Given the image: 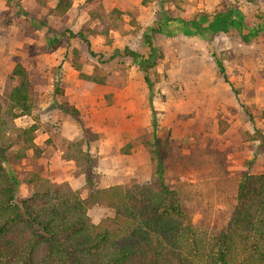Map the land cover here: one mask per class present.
<instances>
[{"label":"rangeland","instance_id":"obj_1","mask_svg":"<svg viewBox=\"0 0 264 264\" xmlns=\"http://www.w3.org/2000/svg\"><path fill=\"white\" fill-rule=\"evenodd\" d=\"M70 1L75 5L59 14L53 11L57 0H0V102L6 106L7 93L17 83L11 71L20 63L40 115L28 159L4 164L8 171L21 180L41 168L50 183L68 184L84 197L89 178L93 188L149 179L152 167L143 142L155 134L166 151L164 181L177 192L194 227L226 226L239 174L264 173V31L243 41L232 27L208 40L194 30L183 33L182 25L170 19L192 20L231 7L245 17L246 27L256 28L264 0ZM155 27L162 28L160 33L152 32ZM145 35L158 51L150 60L162 54L148 77L124 54L127 47L147 58ZM115 50L119 53L111 58ZM74 60L81 73L110 76V83L83 80ZM217 63L229 83L218 74ZM63 104L78 110L81 124L61 110ZM26 123L31 121H15L21 127ZM81 139L92 164L82 175L74 161L65 159L77 149L70 144ZM128 144L126 155L121 149ZM38 183L19 184L18 198ZM89 215L98 223L113 213L95 206Z\"/></svg>","mask_w":264,"mask_h":264},{"label":"trees","instance_id":"obj_2","mask_svg":"<svg viewBox=\"0 0 264 264\" xmlns=\"http://www.w3.org/2000/svg\"><path fill=\"white\" fill-rule=\"evenodd\" d=\"M150 1L163 5L168 2L143 0L141 4ZM71 5L70 0H57L53 11L64 14ZM113 13L116 18L120 15L116 9ZM256 17L261 23L251 29L246 27L245 17L231 7L211 15L200 13L192 20L172 17L170 21L180 23L183 33L194 30L208 40L215 34H227L233 27L243 41H248L250 36L264 31V12ZM100 29L103 27L96 32ZM161 30L152 28L153 33ZM78 35L87 42L81 33ZM144 39L149 50L147 58L127 47L124 54L148 77V70L161 63L162 54L159 52L151 61L158 51L154 39L148 35ZM73 53L76 56L79 50ZM117 53L115 50L111 58ZM71 64L85 81L101 86L110 83V76L86 75L81 73L82 65L76 60ZM217 66L218 74L229 83L222 64ZM11 76L17 83L7 93L6 106L0 102V264H264V173H240L226 226L214 231L199 230L192 224L177 192L164 181L166 151L155 134L152 140L143 142L152 167L149 179L141 177L131 183L93 188L89 178L84 197L82 190L68 184L50 183L41 176V168L18 180L4 164L10 167L28 159L26 149L34 145L40 115L30 78L20 63L14 65ZM60 108L81 124L76 108L68 104ZM20 118L31 123L16 126L15 121ZM260 139L264 144L262 134ZM82 143L81 139L70 144L77 149L65 156L74 161L80 175L90 164L89 155L81 150ZM16 145L22 147L13 151ZM130 148L128 144L121 152L127 155ZM35 152L39 155V150ZM36 182L40 186L27 197L18 198L19 184ZM95 206L107 208L113 215L94 223L89 211Z\"/></svg>","mask_w":264,"mask_h":264},{"label":"crops","instance_id":"obj_3","mask_svg":"<svg viewBox=\"0 0 264 264\" xmlns=\"http://www.w3.org/2000/svg\"><path fill=\"white\" fill-rule=\"evenodd\" d=\"M74 1H75V0H74ZM72 5H73V6L75 5V4H74V2H73V4H72ZM72 5H71V7H72ZM53 7H54V6H53ZM81 23H83V22H81ZM113 185H116V184H113ZM109 186H110V185H109Z\"/></svg>","mask_w":264,"mask_h":264}]
</instances>
